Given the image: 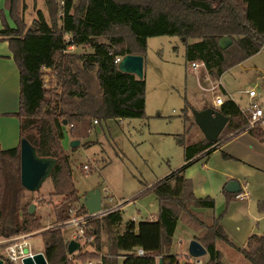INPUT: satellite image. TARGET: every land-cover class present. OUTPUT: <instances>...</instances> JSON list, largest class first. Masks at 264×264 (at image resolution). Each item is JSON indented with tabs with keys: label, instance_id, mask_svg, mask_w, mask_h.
I'll return each instance as SVG.
<instances>
[{
	"label": "trees",
	"instance_id": "trees-1",
	"mask_svg": "<svg viewBox=\"0 0 264 264\" xmlns=\"http://www.w3.org/2000/svg\"><path fill=\"white\" fill-rule=\"evenodd\" d=\"M44 3L48 17L39 10L30 25L25 0H5V8L0 9V42L9 44L20 70L21 89L19 111L8 114L20 122V143L9 150L0 146V238L40 231L48 264H158L159 259L164 264H194L190 256L183 262L182 256L173 254L174 236L183 223L208 251L206 264L223 263L218 242L239 251L249 264H264L263 236L252 235L245 248L230 240L222 223L230 202L220 217L203 215L202 210L216 207V200L197 198L185 171L211 153L215 144L204 135L186 155V165L146 190L144 195L154 194L158 200L157 220L125 221L120 208L90 220L84 226L85 237L94 238L95 249L81 247L74 255H69L70 241L60 225L89 213L75 187L71 159L63 146L66 127H70L72 140L82 141L90 137L95 121L146 116L145 78L121 72L115 59L144 57L149 38L179 37L188 48L189 59L202 61L212 80L219 81L228 70L264 48V0H65L60 22L58 0ZM79 46L92 52H69ZM45 70L56 77L55 86L45 85ZM220 110L230 120L218 142L245 132L248 121L235 101L224 102ZM247 133L264 143L261 125ZM29 136L35 137L39 157L57 160L48 180L53 185L51 197L61 198V202L53 215L56 227L49 230H44L38 212L47 204L46 198L27 200L29 191L22 185L21 142ZM90 145L92 142L85 144ZM237 195L226 193L228 197ZM33 204L37 209L30 214ZM259 208L263 210L264 203ZM138 249L146 255L138 257Z\"/></svg>",
	"mask_w": 264,
	"mask_h": 264
},
{
	"label": "rangeland",
	"instance_id": "rangeland-1",
	"mask_svg": "<svg viewBox=\"0 0 264 264\" xmlns=\"http://www.w3.org/2000/svg\"><path fill=\"white\" fill-rule=\"evenodd\" d=\"M58 2L57 19L60 22L65 0ZM26 8V22L29 25L37 17L38 10L48 17L44 0H30ZM73 52L87 54L92 49L79 46ZM188 54L187 46L179 37L149 38L144 56L145 118L108 120L99 125L95 121L90 137L80 141L81 145L77 148H72L71 142L64 140L65 149L71 159L74 184L83 199L89 192L99 190L102 194L103 211L117 206L124 210L125 221L135 219L138 224L150 219L149 214H159V205L154 194L144 195L146 190L181 169L186 155L204 139L192 116L193 110L215 107L220 109L216 105L218 97L225 102L233 100L242 109H247L249 96L245 92L251 90L255 92L254 101L264 107V49L223 74L221 83L228 94L220 86V80H212L205 64L199 60L192 61ZM193 63L199 64V68L194 69ZM52 76L54 75L50 71H45L47 87L56 85L57 79ZM69 132L70 127H66V133ZM225 138L226 136L223 140ZM87 142H92V145L85 146ZM205 163L206 160L201 159L193 165L202 166ZM86 165L89 167L88 171L84 169ZM248 182L250 198L239 202L225 221L230 240L238 246L250 230L253 235L264 237V209L260 210V200L253 194V180ZM52 193V182L47 180L38 192L26 194L27 200H35L41 196L46 198L47 204L38 211L45 222L44 230L56 227L53 215L61 198H52ZM213 198L216 199V196ZM222 211V204L218 203L217 214L220 215ZM60 225L64 227L63 234L67 240L72 241L78 235L77 228ZM40 233L35 232L30 237L33 250L37 253L44 252ZM190 235V230L183 223H179L174 242H182L178 251L180 255L189 256V244L192 241ZM80 244L84 251L95 249L93 240ZM221 246L222 243L218 242V248ZM220 250L224 256L227 253L226 260L229 261L226 264L246 263L243 256L239 261L234 260L240 253L232 248L229 247L227 252L222 248ZM3 255L6 257L5 253ZM208 259L209 257H203L199 260L201 264H206ZM193 263L196 264L195 261Z\"/></svg>",
	"mask_w": 264,
	"mask_h": 264
},
{
	"label": "crops",
	"instance_id": "crops-1",
	"mask_svg": "<svg viewBox=\"0 0 264 264\" xmlns=\"http://www.w3.org/2000/svg\"><path fill=\"white\" fill-rule=\"evenodd\" d=\"M28 1L30 0H25L26 4ZM4 8L5 0H0V9ZM6 15L10 25L14 26L7 11ZM1 29L2 22L0 20V30ZM77 48L78 47H71L69 52L75 53L73 51L77 50ZM245 62L246 61L243 63ZM220 86L224 92L228 94L226 87H224V85L221 83V79ZM20 90V70L13 59V54L10 51L9 44L7 42H0V146L4 150L16 148L20 143V122L16 117L8 116V114H15L19 111ZM245 94L249 96L247 91ZM229 96L232 97L230 94ZM254 100L255 97L252 99L249 96L248 108H250V105L253 103L264 111V107L258 101L256 102ZM66 138L67 139L65 140L68 143L73 141L70 138V134H67ZM211 149V153L205 158L206 163L202 166L193 165L188 167L185 171V175L193 182L194 193L197 198H213L216 196V199L214 198L216 200V207L213 210H202L205 217H220V215H222L226 210L228 202H230L228 213L222 220V223L228 232V229L225 225L227 217L234 212L239 202L248 200L251 196L248 180H253L254 182L255 188L253 194H255L254 196H257V198L260 200L259 204L264 203V143L254 139L249 133L243 132L238 135L230 134L224 140H221L220 142L213 145ZM186 164L187 163L184 162V165ZM233 180L240 183L241 192L247 193L248 197L245 200L238 199L237 197L226 196V193L228 192L225 190V188L227 184ZM218 181H220L219 184ZM244 181L246 183L243 184ZM218 203L222 204L223 211L222 213H219L220 215L217 214ZM149 216L150 219L146 220H157L159 214H149ZM185 227L190 230V236L192 240H194L193 237L195 232L189 227ZM248 232L249 233L243 236L240 246L236 245V243L231 240L232 243L238 248H245L249 237L253 235L250 233L251 230ZM180 244H182L181 241H179L177 244L174 243V255H180L178 252L180 249ZM220 248L227 252L229 247L221 246ZM233 250L237 251L236 249ZM180 256L183 257V262L187 261L186 259L188 256ZM225 256L222 264H226V261H229L226 260L228 259L227 253H225ZM241 256V253L238 254L234 260L239 261ZM208 257L209 254L204 258L207 259ZM120 261L122 263L124 258H121Z\"/></svg>",
	"mask_w": 264,
	"mask_h": 264
},
{
	"label": "water",
	"instance_id": "water-1",
	"mask_svg": "<svg viewBox=\"0 0 264 264\" xmlns=\"http://www.w3.org/2000/svg\"><path fill=\"white\" fill-rule=\"evenodd\" d=\"M224 41H228L225 39ZM118 68L123 73L135 75L140 80L145 78L144 57L140 55H127L123 57ZM196 125L199 127L207 141L216 144L221 134L227 126L230 118L222 114L220 109L206 108L201 111L193 110ZM67 122L65 121V125ZM79 140L71 142L72 148L80 146ZM36 140L34 136H29L21 142V180L22 185L29 192H38L43 184L50 178L57 160L53 158H41L35 148ZM225 190L229 194H240L241 185L238 181H231ZM83 204L90 214L102 213V194L99 190L89 192L83 199ZM37 206L31 205L30 214H34ZM81 249V244L76 240L70 241L68 245L69 255H74ZM189 256L193 259H201L208 255L205 247L196 240L189 244ZM0 264L4 262L0 259ZM24 264H48L44 254L39 253L34 258L24 260ZM158 264H164L163 259H159Z\"/></svg>",
	"mask_w": 264,
	"mask_h": 264
},
{
	"label": "built area",
	"instance_id": "built-area-1",
	"mask_svg": "<svg viewBox=\"0 0 264 264\" xmlns=\"http://www.w3.org/2000/svg\"><path fill=\"white\" fill-rule=\"evenodd\" d=\"M123 57H117L115 59V64L118 66ZM192 67L194 69L199 68V64L193 63ZM247 94H249L250 98L255 97L254 91H247ZM224 100L221 97H218L216 99V105L222 106L224 104ZM243 114L247 118V125L244 128V131L247 133L250 129H253L256 127V125H261L263 132H264V111L259 108L256 104H251L250 108L248 109H242ZM97 123V122H96ZM86 171L89 170V167L86 165L84 167ZM248 197L247 193L241 192L237 195L238 199L245 200ZM119 209V207L112 208L109 211H102L100 214H86L83 216H73L70 220L63 223V226H73L78 229V235L75 237L74 240L77 242H91L94 238H86L85 237V231L84 226L85 224L93 219L100 218L102 216H105L109 214L110 212H113L115 210ZM31 234H21L17 235L11 238H0V252L3 251L5 253L6 257L2 254L3 258L1 259L4 264H24V260L28 258H34L36 254H39L37 252H34L33 246L30 242ZM45 255L44 252H41ZM138 257H143L146 255L144 250L138 249L136 252ZM5 257V258H4ZM46 257V256H45ZM193 259V258H192ZM193 261L196 262V264H201L202 262L199 259H193ZM89 264H93L92 262H89Z\"/></svg>",
	"mask_w": 264,
	"mask_h": 264
}]
</instances>
